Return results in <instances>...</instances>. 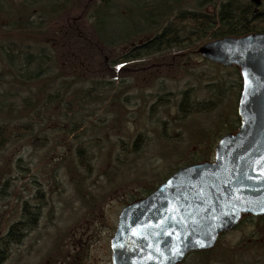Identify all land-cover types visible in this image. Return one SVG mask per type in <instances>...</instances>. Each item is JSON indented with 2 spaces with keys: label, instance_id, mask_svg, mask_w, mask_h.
<instances>
[{
  "label": "rangeland",
  "instance_id": "obj_1",
  "mask_svg": "<svg viewBox=\"0 0 264 264\" xmlns=\"http://www.w3.org/2000/svg\"><path fill=\"white\" fill-rule=\"evenodd\" d=\"M24 1L0 0V55L13 49L20 56L16 66L0 59V124L20 129L32 126L30 133L16 132L0 149V235L22 218L24 201L40 207L41 215L3 264H111L109 240L121 208L148 194L179 167L212 160L218 139L236 129L237 75L231 67L197 54L201 41L175 51L185 55L171 68L161 67L159 62L162 57L170 59L172 52L161 53L158 68L147 75L134 67L95 74L90 72L92 65L75 70L67 59L57 56V41L62 38V27L73 19L85 14L91 22V12L84 9L88 0H75L70 18L64 10L50 6L43 21L39 20L43 22L41 42L31 38L21 42L9 34L5 39ZM112 1L115 7L124 1L127 7L134 6L135 0ZM204 6L214 9L212 4ZM30 19L40 31L35 16ZM133 23L134 19L123 16L109 21L110 27L120 28ZM145 37L140 33L134 44L144 42ZM38 49L51 64L46 76L54 75V80L19 85L14 73L24 63L20 52L36 53ZM120 54V50L114 52L115 57ZM37 70L30 69L23 77L29 78ZM91 75L105 77L104 85H92ZM63 78L75 79L68 92L94 87V97L84 98L78 111L64 109L62 102L47 98L56 89L64 91ZM219 83L230 87L222 86L223 97L216 108L181 117V91L192 87V99L197 102L214 99L218 90L208 85ZM74 120L78 127L71 131ZM80 160L88 161L89 169ZM263 232L264 222L244 221L218 238L214 256L219 261L229 248L244 250ZM197 259L191 255L183 264H194Z\"/></svg>",
  "mask_w": 264,
  "mask_h": 264
},
{
  "label": "trees",
  "instance_id": "obj_2",
  "mask_svg": "<svg viewBox=\"0 0 264 264\" xmlns=\"http://www.w3.org/2000/svg\"><path fill=\"white\" fill-rule=\"evenodd\" d=\"M114 3L116 2L112 0H100L99 2L88 0L84 3L85 11L89 10L91 12L89 14L91 22H88V18L86 19L83 13L82 17L73 19L66 27H62V38L57 41V46L59 47L57 56L67 59L75 70L86 68L84 65H92L90 72L95 74L97 71L101 72L102 70H111L112 72H117L118 70L119 72L122 69L124 72L127 68L134 67L136 71L147 75V73H152L150 70L158 68L161 53L167 52L166 54H169L172 52L170 59L166 60L162 57V62H159L160 66L162 65L161 67L171 68V66L177 64V60L182 59L179 57L185 55L175 51L189 47L191 43L193 44L197 41L205 43L223 36H241L264 30V3L260 5L261 7H258L252 0H220L217 4L213 0H150L149 2L135 0L134 6L127 7L124 1L117 7H115ZM70 4L71 7H68ZM182 4L191 6H181ZM207 4L214 5V9L206 10L204 5ZM50 6H52L50 9L53 10H64L68 18H70L71 12L75 11L76 8L75 0L24 1L17 8L19 10L16 15H13L15 17L14 23L11 27L9 26L12 29L8 30L3 37L8 39L7 35L9 34L10 38H15L17 41L22 42L26 38H31L34 41L41 42L43 40V37H41L43 35V16L49 11ZM30 9H32L33 13L29 12ZM120 9H123V11ZM32 16H35L38 21L42 20L41 22L39 21L40 31L30 19ZM122 16L134 19L135 23L128 24L125 28L110 27V19L114 17L121 18ZM140 33H144V36L147 35L148 37H145L142 45H136L134 42L138 41L136 37ZM124 48L130 49L124 53L122 52ZM119 50L121 54L115 57L114 52ZM20 54L24 63L19 67L18 73H14L19 85H31L32 81L37 82V84L45 81L46 84H49L48 82L54 80V75L46 76L45 71L51 67V64L47 61V55H44L42 50L39 51L38 49L36 53L22 51ZM17 58L19 59L20 56L15 55L13 49L2 52V55H0V59L4 63L8 61L9 66H16L15 60ZM206 60L210 61L209 59ZM45 64L46 67H43ZM215 64L220 65L218 63ZM220 66L231 67L234 70L233 73L237 75L236 81L240 88L241 78L238 67L235 65ZM35 67H38V70L33 75H30L29 78L23 77L27 71ZM90 79L92 85H104L105 77L98 78L96 75H91ZM74 82L75 79L63 78L60 85H63L64 91L61 92V90L56 89L47 98L52 97L54 100L62 102L64 109L66 107L70 110L73 108V112L75 110L78 111L81 103L85 102L84 98L94 97V87H80L68 92L66 89L69 88L68 86L73 85ZM107 82L109 85L111 84L110 81ZM219 84L208 85V88L218 90L214 99L199 102L192 99V87L181 91V101L178 104V111L181 117L184 118L192 113L210 112L216 108L223 97L222 86L227 89L230 87V85ZM72 124L74 127L70 130L76 131L78 127L77 121L74 120ZM22 131L30 133L32 126L27 125L25 128L20 129L5 123L0 124V149L4 147V144L11 137L18 134H15L16 132ZM140 137L141 135L137 136V140L134 143L135 148L138 146L137 142ZM81 152L82 150H79L80 159ZM80 161L82 165L89 169L90 164L88 161L85 163L82 160ZM40 215V207L31 206L27 201H24L22 218L10 224L6 232L0 235V264L7 260L11 248L21 243L27 232L37 225ZM256 219L259 222H264V215L244 214L238 225L244 221ZM260 231H262L261 228ZM225 233H222L219 238ZM248 245V247L240 251L231 250V248L227 249L226 255L219 258L220 264H264V232L261 238L252 240ZM214 251L215 248L190 252L178 264L185 263L186 258L191 255L198 257L194 264H219L218 258L214 256Z\"/></svg>",
  "mask_w": 264,
  "mask_h": 264
},
{
  "label": "water",
  "instance_id": "obj_3",
  "mask_svg": "<svg viewBox=\"0 0 264 264\" xmlns=\"http://www.w3.org/2000/svg\"><path fill=\"white\" fill-rule=\"evenodd\" d=\"M196 52L238 67V127L218 139L212 160L179 167L121 208L111 264H178L213 248L242 215H264V31L216 38Z\"/></svg>",
  "mask_w": 264,
  "mask_h": 264
},
{
  "label": "flooded vegetation",
  "instance_id": "obj_4",
  "mask_svg": "<svg viewBox=\"0 0 264 264\" xmlns=\"http://www.w3.org/2000/svg\"><path fill=\"white\" fill-rule=\"evenodd\" d=\"M253 1V3L255 4V5H257L258 7H261L260 5L262 4V0H258V1H255V0H252ZM262 31H264V30H262ZM143 44V42L142 43H139V45H142ZM39 51H41V49H39ZM240 89H241V85H240V88H239V93H240ZM238 97H239V95H238ZM237 101H238V98H237ZM236 116H237V126H236V129H237V127H238V124H239V118H238V114H237V105H236ZM235 129V130H236ZM234 130V131H235ZM233 132V131H232Z\"/></svg>",
  "mask_w": 264,
  "mask_h": 264
}]
</instances>
